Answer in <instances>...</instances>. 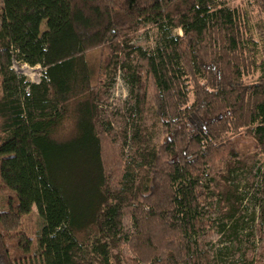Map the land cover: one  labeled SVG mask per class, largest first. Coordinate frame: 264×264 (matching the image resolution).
<instances>
[{"label": "trees", "instance_id": "16d2710c", "mask_svg": "<svg viewBox=\"0 0 264 264\" xmlns=\"http://www.w3.org/2000/svg\"><path fill=\"white\" fill-rule=\"evenodd\" d=\"M148 25L163 33L151 51L132 44ZM94 48L109 51L95 83ZM13 54L41 64L42 81L19 77ZM118 70L137 162L100 117ZM241 134L253 151L237 148ZM250 157L264 224V0H2L0 264H264L253 232L236 256L244 215L223 196ZM34 207L36 236L24 224Z\"/></svg>", "mask_w": 264, "mask_h": 264}, {"label": "rangeland", "instance_id": "374dc122", "mask_svg": "<svg viewBox=\"0 0 264 264\" xmlns=\"http://www.w3.org/2000/svg\"><path fill=\"white\" fill-rule=\"evenodd\" d=\"M247 0H227V4L231 8H237L241 5H244ZM2 6V0H0V7ZM43 30L46 28V22L42 24ZM172 33L175 35H183V30L180 28H175L172 30ZM162 31L152 25L144 26L142 27L136 34L135 38L132 41V44L134 45H140L144 47L145 49L151 51L153 50L161 41L162 39ZM108 49L104 48H94L87 52L86 57L91 65L92 69L95 72V82H97L98 78H105V70L103 71V68L108 63L109 60V54ZM112 79H108L106 81V84H104L101 87L100 95H99V109L101 116L103 119H108V122H110V125L112 127V132L110 135L113 137L114 142L117 144L118 147H123L124 150V158L130 159L134 162H137L135 158H139L136 153L135 143H132L130 136H131V128L129 126V120L126 119L125 116H122V111H120V108L126 107V105L131 100L130 98V91L129 86L124 81L121 71H117V74H114ZM32 75L29 73V79H31ZM114 79V82L112 81ZM248 81L255 80L254 76H250L247 79ZM113 82V83H111ZM154 88L152 85L148 88V104L149 106L154 105ZM147 120L151 123L157 126L159 132L161 125L158 123V118L152 114L151 112H147ZM165 130L164 128H161V133H163ZM163 137V135H162ZM126 138L128 139L126 141ZM108 140V139H107ZM112 142V140H110ZM108 140V144H110ZM113 143V142H112ZM236 143L237 148L244 153H248L253 151L256 148V144L252 139H249L245 137L244 135H238L236 137ZM111 145V144H110ZM111 147V146H108ZM121 149V150H122ZM254 157L248 158V164H240L231 174L229 177V184L225 186L224 190L225 194L223 195L225 199L228 201L231 199L232 201H229L228 204L233 205L237 211V213L244 215L242 218L244 223L241 225V237L242 242L237 247L239 251V255H236L237 257H240L244 253L245 250V244L243 243L244 240L247 239V237L250 235V233H254V235H250V240L255 241L257 245L256 251L259 253V251L262 250L264 247V232H263V219L262 216H259L260 209L257 207V203L254 199V197L250 194L248 185H247V178L245 175V172L249 170V168L252 165V161L254 160ZM251 171V169H250ZM249 173V172H248ZM237 198V199H236ZM256 211L257 218L255 221H253V215ZM259 211V213H258ZM246 222V223H245ZM27 230L30 232L31 235L36 236L38 235L41 227H42V218L39 216L37 207H34V212L25 219L24 222ZM260 226H262V231H260ZM245 242V241H244ZM218 246L223 245H231L233 243L227 242L224 244H220L217 242ZM233 249V246H232ZM232 249L230 252H232ZM236 250V249H235ZM237 253V251H236ZM235 253V254H236ZM233 254L230 253L228 255V260L233 258Z\"/></svg>", "mask_w": 264, "mask_h": 264}, {"label": "built area", "instance_id": "2783aa9c", "mask_svg": "<svg viewBox=\"0 0 264 264\" xmlns=\"http://www.w3.org/2000/svg\"><path fill=\"white\" fill-rule=\"evenodd\" d=\"M11 68L19 76L25 78L28 83H40L45 75V68L41 64L31 65L17 58L13 54ZM29 73L32 77L29 79Z\"/></svg>", "mask_w": 264, "mask_h": 264}]
</instances>
